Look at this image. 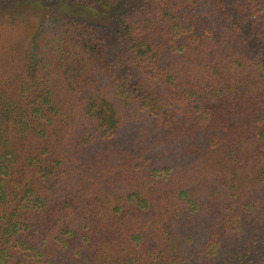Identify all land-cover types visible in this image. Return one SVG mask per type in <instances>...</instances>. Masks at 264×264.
Here are the masks:
<instances>
[{
  "label": "trees",
  "instance_id": "obj_1",
  "mask_svg": "<svg viewBox=\"0 0 264 264\" xmlns=\"http://www.w3.org/2000/svg\"><path fill=\"white\" fill-rule=\"evenodd\" d=\"M0 264H264V0H0Z\"/></svg>",
  "mask_w": 264,
  "mask_h": 264
}]
</instances>
